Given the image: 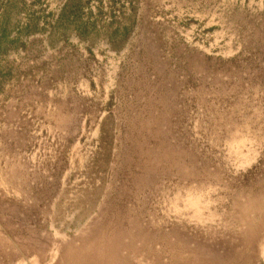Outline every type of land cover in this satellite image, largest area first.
<instances>
[{
	"label": "rangeland",
	"instance_id": "1",
	"mask_svg": "<svg viewBox=\"0 0 264 264\" xmlns=\"http://www.w3.org/2000/svg\"><path fill=\"white\" fill-rule=\"evenodd\" d=\"M0 264H264V0H0Z\"/></svg>",
	"mask_w": 264,
	"mask_h": 264
}]
</instances>
